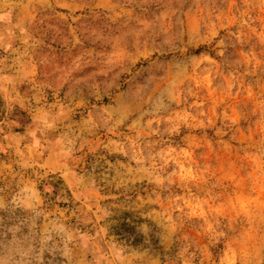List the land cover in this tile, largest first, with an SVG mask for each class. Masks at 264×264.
<instances>
[{
	"label": "rangeland",
	"instance_id": "374dc122",
	"mask_svg": "<svg viewBox=\"0 0 264 264\" xmlns=\"http://www.w3.org/2000/svg\"><path fill=\"white\" fill-rule=\"evenodd\" d=\"M0 264H264V0H0Z\"/></svg>",
	"mask_w": 264,
	"mask_h": 264
}]
</instances>
